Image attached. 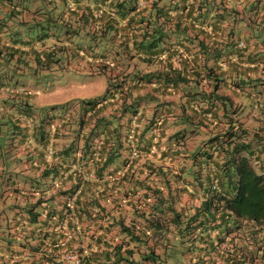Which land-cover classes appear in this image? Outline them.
Instances as JSON below:
<instances>
[{"label": "crops", "instance_id": "1", "mask_svg": "<svg viewBox=\"0 0 264 264\" xmlns=\"http://www.w3.org/2000/svg\"><path fill=\"white\" fill-rule=\"evenodd\" d=\"M71 4L72 7H68L62 0H46L43 4L40 0H0V264H47V260H51L52 264L56 251L49 239L44 240L42 246L38 245L42 242V238H39V229L49 230L53 225L55 212L62 199L58 192L60 189L69 188L71 184L68 181L63 182L66 175L60 182L52 178V175H42L43 169L47 168L46 164L60 162L50 151L62 148L66 141L64 137L70 138L69 131L61 122L56 121L55 131L47 133L45 139H41L40 135L42 131H47L48 123H41L37 115L29 113L31 111L29 93L20 92L21 89L25 90L26 82L34 78L18 76L30 74L25 68L20 71L19 66H16L15 75H11L7 72L11 67L7 65L24 60L28 67L35 64L37 71H43L59 62L55 61L59 54L66 56L68 61L79 58L81 63L85 62L88 65L91 73L105 76L106 82L101 87L102 93L107 88L109 77L116 76L115 81L130 90L132 82L129 74L138 69H153L135 63V59H127L121 45V36H124L122 30H118L114 36H111L113 34L111 32H96L92 41L90 37H86L92 35L93 25L90 24L92 16L98 14V9L103 10L105 7L107 9V5L89 0ZM37 9L41 11L34 12ZM44 9L46 12H43ZM46 16L51 24L48 26V34L41 30L28 29L24 25L34 20L33 18L43 21ZM12 26L15 27L12 29ZM83 27L86 29L78 31ZM236 27L241 31L239 39L243 43L250 32L247 28H240V24ZM71 33H74V36L71 37ZM127 36L129 37L128 34ZM75 38L84 40L86 46L76 47L73 43ZM98 38L103 39L101 50L95 48ZM254 40L259 44L258 51L264 54L261 36L259 39L253 38L252 41ZM60 41H63L60 45L54 43ZM252 41L250 44L245 42L250 52L249 56L255 52ZM90 42L94 45L89 44ZM195 70L197 75L189 77L186 87L190 91L200 92L196 97L182 92L179 85L176 90L167 91L159 96L156 102L147 98L139 101V104L134 103L133 98L131 102H127L139 110L136 115H144L141 119L139 117L137 123L139 130L149 123L157 103L161 104L158 110L160 120L152 123V127L146 132L145 136L147 139L151 138L152 144L147 153L141 154L140 160L124 162L126 165L120 168H116L120 163L110 165L108 168L109 174L105 177L107 181L109 180L107 184L114 181L119 183V187L109 191V201L104 202L106 208L102 219L104 225L106 221L111 222L113 218L122 217L129 229L139 231L142 224L141 226L136 224L135 213L122 206L124 202L135 201L138 198L137 194L131 192L135 181L161 185L163 197L160 201L165 207L173 200L170 197L177 194L175 187L191 179L189 173L194 168L192 155L205 148H209L214 155L217 153L218 150L212 146L223 141L228 122L231 127L235 125L232 132L238 128L236 124L240 125V129L244 130L242 136L246 135L247 140L255 136L264 138V122L259 124L258 113L248 111L246 108L248 104H255L257 101L264 103L263 59L250 63L244 54L240 58L229 57L227 63H221V67L216 71L201 70L199 67ZM255 83L260 88L259 94L257 93L255 97L256 101L252 98L248 101L242 99L246 96L243 89L252 90ZM151 86L146 85L143 92H152ZM214 86L216 91L212 93ZM208 103L212 104L213 108L206 115L202 110ZM112 106H108L104 112L106 114L116 112L118 116L120 103ZM143 106L145 108L141 109ZM125 119L124 116L122 120ZM177 131H181V136H184L182 141H174L171 137ZM54 136L58 138L54 139ZM133 136L132 131L128 133L126 143L131 142ZM211 138L216 140L207 143ZM257 147L260 145L257 144ZM161 150L170 155L160 159ZM174 152L176 155H171ZM242 154L246 155V151H242ZM262 156L264 157V154ZM218 157L222 159L221 155ZM103 185L104 183L100 184ZM168 185L171 186L170 192ZM39 198L43 202L31 208L34 212H41L40 217L43 218L41 225L27 221V206L36 203ZM112 200L118 202L119 207L114 206L116 203L112 204ZM149 200H152L151 204H156L154 198L151 197ZM174 201L176 206L178 205L177 210L185 211L183 215L186 214L187 207L199 204V200H193L180 192ZM193 211L190 210L191 213ZM47 213L49 215L54 213L53 219H48ZM146 213L148 216L159 218L163 224L173 214L171 210L163 208L154 211L148 209ZM111 229L110 242L129 239L128 231H123L116 225ZM199 231L202 230H194L188 236L184 234L185 231L180 230L179 235L175 236L166 228L164 231L154 230L150 236L145 237V240L142 234L140 241L130 239L129 245L141 251L154 249L164 264H264V223L260 227L251 224L243 225L240 229L231 227L230 233L226 234L221 227L216 230L203 229L204 232L201 233Z\"/></svg>", "mask_w": 264, "mask_h": 264}, {"label": "trees", "instance_id": "2", "mask_svg": "<svg viewBox=\"0 0 264 264\" xmlns=\"http://www.w3.org/2000/svg\"><path fill=\"white\" fill-rule=\"evenodd\" d=\"M62 1L66 6L72 7L71 3L82 0ZM89 1L108 7L98 9V14L92 16L90 40H93L96 32H111V36H114L118 30H122L124 36H121V45L127 59H135V63L153 69H138L129 74L132 82L130 90L117 83L116 76L109 77L107 88L101 96L81 101L80 117L75 121L80 128L70 131L75 133L68 132L70 139L63 143L61 149L50 151L60 162L46 164L47 168L43 169L42 175H52L51 177L59 182L66 175L63 182H71L69 188L60 189L58 192L62 199L55 212L53 225L49 230L39 229L42 242L38 245L42 246L44 240L49 239L56 251L52 264H66L63 258L71 251L78 253L81 264H164L154 249H135L129 245V240L140 241L141 234L145 240L152 231H164L165 228L175 236L179 235L180 230L189 236L194 230H202L199 231L201 233L204 232L203 229L216 230L221 227L226 234L230 233L231 227L240 229L248 224L260 227L264 223V157H261L264 154V140L257 136L249 140L242 139L244 130L232 132L235 125L231 127L230 122L227 132L223 135V141L212 146L218 150L215 155L209 148L192 155L194 168L189 173L191 179L175 187L177 194L170 197L173 200L165 207L160 201L163 197L161 185L135 181L131 192L137 194L138 198L124 202L122 206L135 213L136 224H142L139 231L129 229L122 217L113 218L111 222L106 221L105 225L102 219L106 213L104 202L109 201V191L119 187L118 182L107 184L109 180L105 177L109 174L108 168L117 163L121 165L118 164L116 168H120L126 165L124 162L140 160L141 154L147 153L152 144L151 138L147 139L145 134L152 127V123L160 120L158 110L161 104L157 103L149 123L139 130L137 123L144 115H136L139 110L127 102H131L132 98L136 104L146 98L156 102L159 96L176 90L179 85L182 92L196 97L200 92L190 91L186 87L189 77L197 75L195 68L216 71L221 67V63H227L229 57L240 58L244 54L250 63L257 59L264 61V54L258 51L257 40L252 41L255 52L250 56L245 45V42L250 44L251 38L259 39V34L262 38L260 41L264 43V0ZM43 2L46 3V0H40L41 4ZM36 11L41 10L34 12ZM43 12H46L45 9ZM33 19L24 24L28 29L49 33L48 26L51 24L48 16L43 21ZM238 24L244 25L250 32L243 45H240L242 40L239 39L241 31L236 27ZM14 27L12 26V29ZM146 85H152V92H143ZM215 91L216 86L212 93ZM117 103H120L118 116L116 112H104L108 106ZM257 105L262 107L258 117V123L261 124L264 122V103L257 101ZM250 106L255 107L253 103ZM144 108L145 106L141 109ZM212 108L213 105L208 103L202 111L208 115ZM124 116L126 119L122 120ZM83 126L89 129L87 133L82 132ZM131 131L134 139L126 143V136ZM171 137L178 142L184 139L181 131ZM56 138L58 136H54V139ZM213 140L216 138L209 139L207 143ZM257 144L260 147H257ZM244 150L246 155L242 154ZM160 153V159L170 155L162 150ZM171 155L175 156L176 153ZM213 181L216 182V189L212 188ZM101 183L104 185L100 186ZM168 188L170 192L171 186L168 185ZM179 192L193 200H199L197 206L187 207L184 215L185 211L177 210L174 201ZM151 197L155 199V205L151 204ZM42 202L39 198L36 203L27 206L29 223L41 225V212H34L31 207ZM111 203L116 202L112 200ZM114 206L119 207L118 202ZM157 208L173 212L164 224L159 218L148 216L146 213L148 209L154 211ZM192 209L193 213L190 212ZM53 217L54 213L50 214L48 219ZM115 225L123 231H128L129 239L110 242V231ZM47 264H51V260H47Z\"/></svg>", "mask_w": 264, "mask_h": 264}, {"label": "rangeland", "instance_id": "3", "mask_svg": "<svg viewBox=\"0 0 264 264\" xmlns=\"http://www.w3.org/2000/svg\"><path fill=\"white\" fill-rule=\"evenodd\" d=\"M241 27L242 29L247 28L244 25H241ZM84 29H86V27L78 29V31H83ZM65 31L66 30H64V32ZM70 36H74V33H71ZM260 36L261 35L259 34V38ZM250 40L252 41L253 38ZM97 41L98 44L95 48L101 50L103 46V39L98 38ZM62 42L63 41L54 43L60 45ZM73 43L76 47L86 46V42L82 39L75 38ZM91 43L94 45L93 42H90L89 44ZM89 44L87 43V45ZM240 45H243V43H240ZM55 61L59 62H56L47 69H43V71H37L35 69V64L28 67L24 60H20L18 63L13 62L12 65H7L9 68L11 67V69H7V72L11 75H15L17 71L16 66H19L20 71H23L25 68L28 72H30V74H18V76H32L34 78L33 80L29 77L30 80L26 82L24 87L25 90L21 89L20 92L29 93L28 102L29 105H31V111H29V113L37 115L41 123H48L47 131H42L40 135L42 140L45 138L47 133L51 134L55 131L56 121L61 122L64 125V128H66L69 132L71 130L79 129L80 127L77 123H75V121H77L80 117L79 111L82 110L81 101L92 99L90 96H94L93 99L95 96H101L103 94L101 87L106 82V78L103 74L91 73V71L87 68L88 65H86L85 62L81 63L79 58L68 61L66 56L59 54L55 58ZM243 90L246 91V96L242 99H246V101H248L252 98L253 101H256L255 97H257V93H259L260 88L258 84L255 83L252 90H248L247 88H244ZM86 96L87 98H81ZM254 106L255 107L253 108L250 104H248L246 108L248 111H255V113H258L259 115L262 107H258L257 103H255ZM236 127H238L236 128L237 131H241L240 125L236 124ZM87 131H89V129L83 126L82 132L87 133ZM70 133L72 134L75 132ZM243 138L246 139V135L243 136ZM64 139L69 141L70 138L67 136L64 137ZM261 140H264V138H261ZM250 143L254 145L252 141H250Z\"/></svg>", "mask_w": 264, "mask_h": 264}, {"label": "built area", "instance_id": "4", "mask_svg": "<svg viewBox=\"0 0 264 264\" xmlns=\"http://www.w3.org/2000/svg\"><path fill=\"white\" fill-rule=\"evenodd\" d=\"M242 44V43H241ZM134 155L132 154L131 157H133ZM213 189L217 188L216 182H214V184L212 185ZM64 263L66 264H81L80 259L78 257V253L77 252H68L64 258H63Z\"/></svg>", "mask_w": 264, "mask_h": 264}]
</instances>
